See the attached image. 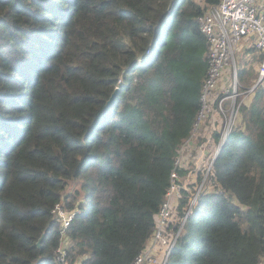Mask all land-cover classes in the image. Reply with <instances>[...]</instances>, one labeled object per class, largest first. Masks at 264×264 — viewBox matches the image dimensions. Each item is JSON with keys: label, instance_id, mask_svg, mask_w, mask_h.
<instances>
[{"label": "trees", "instance_id": "16d2710c", "mask_svg": "<svg viewBox=\"0 0 264 264\" xmlns=\"http://www.w3.org/2000/svg\"><path fill=\"white\" fill-rule=\"evenodd\" d=\"M203 9L196 0H0V264H59L56 204L73 212L69 264H131L142 251L201 108ZM254 90L257 137L226 136L165 264L264 257V88Z\"/></svg>", "mask_w": 264, "mask_h": 264}, {"label": "built area", "instance_id": "2783aa9c", "mask_svg": "<svg viewBox=\"0 0 264 264\" xmlns=\"http://www.w3.org/2000/svg\"><path fill=\"white\" fill-rule=\"evenodd\" d=\"M203 7V11L197 17L199 28L205 35L207 44V71L201 88V102L218 90L222 91L223 94L224 91L229 93L227 96H221V100L225 97H231L235 100L240 92L238 91L237 68L234 60L242 43H245L247 47L254 48L260 54L257 83L264 81V0H218L217 3L211 5L206 3ZM226 70L227 72H225ZM255 87V84L251 85L248 91L252 92ZM221 137L218 147L210 157L208 167L202 174L200 183L194 187L193 192H191L188 181L196 180L198 170L193 173L188 169L183 175H180L177 169L184 167L178 163L177 154L173 169L169 174V188L154 216L153 232L145 247L134 257L131 264H165L188 214L196 204L199 194L203 191L214 155L226 138L225 135ZM182 144L179 149H181ZM193 162L197 168V160ZM209 186L213 188L212 185ZM183 189L189 191V196L185 207L182 209V215H180L178 206L183 195ZM53 212L60 221L61 242L62 240L69 242L66 229L71 222L73 212L67 207L63 208L60 204L55 205ZM173 219H176V223L171 230H168L169 223ZM61 242L53 250V254L59 264H69L67 246ZM154 247H159L164 252L159 263H157L152 249ZM259 264H264V261L261 259Z\"/></svg>", "mask_w": 264, "mask_h": 264}, {"label": "rangeland", "instance_id": "374dc122", "mask_svg": "<svg viewBox=\"0 0 264 264\" xmlns=\"http://www.w3.org/2000/svg\"><path fill=\"white\" fill-rule=\"evenodd\" d=\"M196 1L202 6L206 5L205 0ZM260 59V54L254 48L245 46L244 50L238 49L234 62L237 68L240 95L235 100L231 97H225L221 100L222 97L227 96L229 93L224 91L225 93L223 94L222 91L218 90L201 103L191 134L186 141L185 139L183 140L177 156L178 163L184 169L187 168L193 173L198 170L196 180L188 181L191 192L200 183L199 178H202V174L209 165L210 157L219 145L215 133H219L223 137L224 135L227 136L231 130L236 129L241 134H246L252 138L257 137L260 128L253 117L254 113L250 110L251 103L255 100V90L251 92L248 89L253 84L255 86L260 84V87L264 88V81L257 83V68ZM220 94H222L221 98L219 97ZM256 111L264 114V93L258 102ZM200 148L204 149V158L202 163L198 164L196 168L193 161L196 160L195 156L200 151ZM207 178L205 184L207 183ZM205 184L204 187L206 186ZM74 187H76L75 183L70 184L66 187L65 193L73 190ZM61 243L67 246L69 242L62 240ZM262 261H264V257H262Z\"/></svg>", "mask_w": 264, "mask_h": 264}, {"label": "crops", "instance_id": "0c3cea01", "mask_svg": "<svg viewBox=\"0 0 264 264\" xmlns=\"http://www.w3.org/2000/svg\"><path fill=\"white\" fill-rule=\"evenodd\" d=\"M246 46L245 43H242L241 46L239 47L240 50H244V47ZM187 140V138H185V141ZM196 160H197V164H200L202 163V159L204 158V149L200 148V151L196 154L195 156ZM209 189H212L211 186L208 187ZM176 223V219H173L170 223H169V226H168V230H171L174 225ZM153 249V252L156 256V260H157V263H159V261L162 260L163 258V249L159 248V247H154L152 248Z\"/></svg>", "mask_w": 264, "mask_h": 264}, {"label": "water", "instance_id": "95a60500", "mask_svg": "<svg viewBox=\"0 0 264 264\" xmlns=\"http://www.w3.org/2000/svg\"><path fill=\"white\" fill-rule=\"evenodd\" d=\"M117 90H118V87H116V88L113 90V92L111 93L109 99L107 100V104H110V103H111V101L113 100L114 95H115V93L117 92ZM221 146H222V145H221ZM221 146H220V147L218 148V150L216 151L213 160L217 157V155H218V153H219V151H220V149H221ZM41 239H42V235L39 237L38 241L36 242L37 245H40Z\"/></svg>", "mask_w": 264, "mask_h": 264}]
</instances>
